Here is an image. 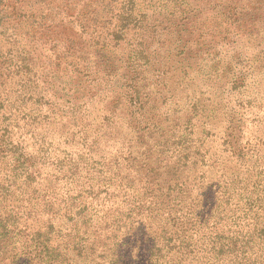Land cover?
I'll list each match as a JSON object with an SVG mask.
<instances>
[{"label":"trees","instance_id":"obj_1","mask_svg":"<svg viewBox=\"0 0 264 264\" xmlns=\"http://www.w3.org/2000/svg\"><path fill=\"white\" fill-rule=\"evenodd\" d=\"M250 1L0 0V264H264V0L195 25ZM175 27L216 45L152 106Z\"/></svg>","mask_w":264,"mask_h":264},{"label":"rangeland","instance_id":"obj_2","mask_svg":"<svg viewBox=\"0 0 264 264\" xmlns=\"http://www.w3.org/2000/svg\"><path fill=\"white\" fill-rule=\"evenodd\" d=\"M257 2H254V0H251L247 7L242 11L243 16L239 20V23L236 25H231V23H228L227 25L220 26L219 18H216L215 12L210 13H204L200 19L198 20L195 25H199L202 22H206L207 19H213L214 22H217V27L215 28L214 32L218 33V35L213 38H215V41H222L226 37H229L230 35H226L228 33H238L241 35L246 34H252L255 31V22L258 19V8L259 5ZM193 4H197L195 1H193ZM256 6V7H255ZM175 15V14H174ZM167 16H170V12L167 13ZM210 22V21H209ZM169 23V22H168ZM169 24H173V22H170ZM210 25V24H206ZM197 30V29H195ZM180 29L175 28H169L165 31L163 34V38L165 39V45L162 48L161 52L158 54V57H152L151 56V64L152 63H159L155 70H158L160 72L161 77L159 78V84L160 86L155 91L156 95L154 94L151 98V105L152 106H158L160 105L165 99L170 97L172 92V86L174 81L181 78L184 73L189 72L193 69H196L197 60L200 59V55L205 53L207 50L213 51L214 46L216 45V42H211L210 39H207L205 41L198 42V37L194 36L193 42L188 40L186 37H190V33H195V31H188L186 34L181 33L183 35V40L179 41L177 40V35ZM212 31V29H211ZM179 37V36H178ZM185 37V38H184ZM180 45L179 49H183V47L186 46V51L183 54H180L182 51H175V46ZM170 53V54H169ZM170 55V56H169ZM169 58V59H168ZM108 60H111L114 65H117L118 69L122 68V65H120L119 57H114L112 55L107 56ZM121 73L124 72V69L120 70ZM110 100V98H109ZM97 102L96 104L98 105ZM104 113H101L100 116H103ZM100 116L98 117L97 114L92 117H96V125L95 130L99 131L102 129H99V123H100ZM181 121V120H180ZM179 124V120L176 121H164L162 119H155L153 123H150V127L146 128L147 125H138V124H129L127 123L124 127V131H122V135L125 137H128V140L134 141L141 137L143 138V141L148 144V147L150 149L151 155H156L158 153V141L161 134L164 132L169 133V131L176 127V125ZM105 131V127H101ZM155 128H159L161 130L160 132L158 130H155ZM103 133L105 135V132L100 133L99 135L103 136ZM140 133V134H139ZM136 145V144H134ZM143 152V151H142Z\"/></svg>","mask_w":264,"mask_h":264}]
</instances>
